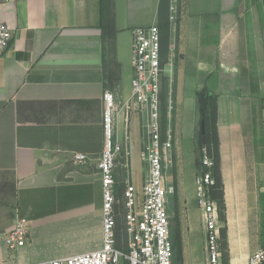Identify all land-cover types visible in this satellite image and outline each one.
Returning a JSON list of instances; mask_svg holds the SVG:
<instances>
[{"label": "crops", "instance_id": "obj_1", "mask_svg": "<svg viewBox=\"0 0 264 264\" xmlns=\"http://www.w3.org/2000/svg\"><path fill=\"white\" fill-rule=\"evenodd\" d=\"M159 2L114 0L102 26L99 0H0V24L14 34L10 49L0 55V187L15 202L10 219L20 218V211L29 233L34 221L96 219L98 238L78 253L102 247L98 163L107 91L118 107L119 137L128 136L129 153L118 158L116 181L143 187L149 164L141 157L145 116L132 99L133 30L158 22ZM239 3L220 0L218 9L207 11L188 7L184 17L186 55L197 63L189 79L196 93L207 85L218 94L230 264H248L264 246V73L248 68V62L253 67L260 62L259 47L252 12L256 59L250 60ZM171 8L172 0L170 17ZM217 18L219 43L211 38L204 43V27ZM76 153L88 160L77 162ZM193 205L198 209L196 195ZM179 228L183 264H196L191 227L181 219ZM33 259L20 252L0 264L56 257Z\"/></svg>", "mask_w": 264, "mask_h": 264}, {"label": "built area", "instance_id": "obj_2", "mask_svg": "<svg viewBox=\"0 0 264 264\" xmlns=\"http://www.w3.org/2000/svg\"><path fill=\"white\" fill-rule=\"evenodd\" d=\"M170 22L172 26L171 17ZM14 34L0 24V55L12 45ZM132 99L144 114V145L141 157L149 164V173L138 190L128 183L125 195V236L117 232L116 167L120 155L129 153L128 136L119 137L118 107L114 95L105 93V144L99 159L103 183V244L101 248L27 264H174L172 223L168 212L167 169L172 157L173 139L164 135L161 117V88L164 69L161 64V33L158 22L133 30ZM77 162H86L85 153H76ZM202 163L211 168L214 159L203 149ZM216 180L211 171L195 177V195L205 228L206 264H225L222 243L224 221L213 196ZM29 236L27 218H18L6 233L11 249L24 246ZM248 264H264V246L255 250Z\"/></svg>", "mask_w": 264, "mask_h": 264}, {"label": "rangeland", "instance_id": "obj_3", "mask_svg": "<svg viewBox=\"0 0 264 264\" xmlns=\"http://www.w3.org/2000/svg\"><path fill=\"white\" fill-rule=\"evenodd\" d=\"M191 4H189V2ZM253 12L257 44L259 47V63L253 67L248 62L249 70L264 73V0H250ZM220 0H172L171 21L172 39L169 61L165 64L162 89L165 88L167 125L164 135L170 134L173 139L172 157L167 169L168 184V212L170 214L172 231L177 227L178 220L183 219L189 224L195 240L196 253L199 256L196 264H205V228L202 215L196 209L195 177L202 172L200 167V130L201 114L199 111L196 86L189 76L196 71L197 63L188 61L185 50V22L184 17L188 7L193 10L218 9ZM233 4V3H232ZM246 0L239 3L244 11ZM212 75V74H211ZM210 75V76H211ZM214 82L211 83V86ZM210 87V86H209ZM142 113V114H141ZM141 115H144L141 112ZM196 115V118L194 119ZM120 186V184H118ZM118 186L117 212L120 222V238L125 236V195L124 188L128 183ZM0 187V263L8 262L20 252L35 259H49L63 257L83 251L96 240V219L88 224L83 219H44L29 223L31 226L29 237L24 246L11 249L5 241L6 233L12 229L17 219L15 216V202L7 191ZM194 206V207H193ZM198 208V206H197ZM222 219V218H221ZM228 227L227 222L224 226ZM187 228V227H186ZM174 235V234H173ZM172 235V236H173ZM98 238V237H97ZM182 264L179 252L175 262Z\"/></svg>", "mask_w": 264, "mask_h": 264}, {"label": "trees", "instance_id": "obj_4", "mask_svg": "<svg viewBox=\"0 0 264 264\" xmlns=\"http://www.w3.org/2000/svg\"><path fill=\"white\" fill-rule=\"evenodd\" d=\"M114 0H99L100 4V21L101 25L105 26L104 20L108 15L111 6L113 5ZM171 0H160L159 2V20L158 25L161 33V64L164 69L165 64L169 61L170 51H171V38H172V26L170 22L169 10H170ZM243 22L247 28V48H248V57L250 60L255 61L256 59V48L254 41V32H253V18L251 11L250 0H246V6L243 16ZM203 31V42L207 43L211 38V41L215 44L219 43V18L215 21H211L204 27ZM215 30V31H214ZM166 79V76L162 75V84L163 80ZM255 83V82H253ZM163 87V85H162ZM165 88H161V117H162V128L163 131L167 125V109H166V94ZM199 111L201 114L200 122L202 124V117H205V132H202V127L200 130V167L202 172L211 171L216 184L213 188V196L218 201L220 216L224 222H227V205L225 200V190H224V180L221 169V156H220V139L218 133V94L210 89L207 85L199 89L196 93ZM207 148L209 154L214 159V165L211 168H207L202 163V153L203 149ZM118 182L116 181V191L118 190ZM121 186V184H120ZM119 186V187H120ZM118 194V193H117ZM118 213V212H117ZM20 218H26L19 211ZM119 217L117 216V232L120 236V222ZM174 242V256L179 252V257L183 264L182 256V240H181V231L179 228V220L177 223V231L175 237L173 238ZM222 243L224 249V260L225 264H230L229 260V248H228V227L227 225L222 228Z\"/></svg>", "mask_w": 264, "mask_h": 264}, {"label": "water", "instance_id": "obj_5", "mask_svg": "<svg viewBox=\"0 0 264 264\" xmlns=\"http://www.w3.org/2000/svg\"><path fill=\"white\" fill-rule=\"evenodd\" d=\"M201 127H202V132L204 133L205 132V117L204 116L202 117Z\"/></svg>", "mask_w": 264, "mask_h": 264}]
</instances>
